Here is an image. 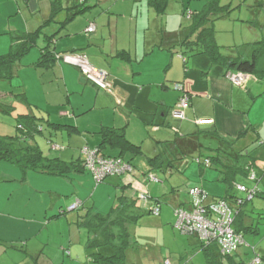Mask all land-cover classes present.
<instances>
[{
	"label": "crops",
	"instance_id": "0c3cea01",
	"mask_svg": "<svg viewBox=\"0 0 264 264\" xmlns=\"http://www.w3.org/2000/svg\"><path fill=\"white\" fill-rule=\"evenodd\" d=\"M83 4L87 10L75 14L82 5L79 0H0V57L17 48L23 35H38L29 51L13 63L12 78L0 77L13 87L16 83L18 92L21 90L17 100L27 106L18 109L27 114L23 115L27 121L40 127L27 142L45 157L73 165L64 176L47 175L32 170L23 173L0 160V264H95L83 225L87 210L106 216L119 206L121 198L136 201L134 195L143 190L151 198L149 212L160 207L161 220L168 224L164 204L176 202L174 209H188L191 202L185 199L184 203L181 195L173 201L172 193L183 186L179 179L174 180L175 171L183 170L186 156L219 149L205 145L202 138L235 143L241 151L255 144L256 165L264 168V102L262 112H255L258 98L264 96V76L246 74L244 86H235L225 67L205 54L190 52L197 46L185 43L197 39L199 31L194 25L199 14L210 7L215 12L220 7L227 9L222 0H85ZM214 19L224 21L225 15ZM215 21L218 33L222 29ZM90 26L95 27L93 33L87 32ZM44 49L52 56L85 54L95 68L108 72L112 91L99 89L78 68L53 57L40 64ZM262 61L264 56L258 67L264 72ZM176 83L183 84L190 95L184 119L173 114L181 97L174 89ZM4 89L0 84L1 97ZM109 129L123 134L128 143L106 145V151L123 155L134 171L112 176L100 186L81 166V150L100 147L104 131ZM249 160L239 164L246 167ZM200 170L203 180L215 179L211 172ZM148 173H156L160 181L161 176H172L169 185L175 186L149 185L144 178ZM220 181L224 183L221 173ZM261 182L258 198L264 199V177ZM196 187L207 190L203 191L209 200L223 197L220 187L214 189L204 181ZM99 190L105 191L101 201ZM227 192L228 187L224 196ZM77 200L82 201V208L61 214ZM246 219L245 214L244 222ZM248 227H252L251 234L264 232L258 226ZM201 246L200 241L190 239L185 245L189 252L183 258H167L160 264H184L196 249L205 256L199 264H207ZM253 246H243L249 250L240 249L223 264L248 263ZM255 250L264 258V249L255 246Z\"/></svg>",
	"mask_w": 264,
	"mask_h": 264
},
{
	"label": "rangeland",
	"instance_id": "374dc122",
	"mask_svg": "<svg viewBox=\"0 0 264 264\" xmlns=\"http://www.w3.org/2000/svg\"><path fill=\"white\" fill-rule=\"evenodd\" d=\"M222 5H227L228 7L227 11L225 12V20L215 21V24L217 22V26L222 29V31L215 33L217 41L216 43L220 47L219 51L222 55L231 59L237 57L239 54L241 55V59H249L253 48L252 44L254 45L256 42L264 39V0H222ZM40 45L45 44L43 41H41ZM263 64L264 62L262 61L261 65ZM0 84L5 87L2 94L3 96H0V136H16L17 134L21 133L19 126L20 121L27 118V116H23L27 114L21 113L18 109L19 107H22L24 105L21 101L17 100L19 98V96L17 95L18 93L21 94V90L18 92V89L15 85L16 83H13V87L10 82L0 80ZM0 92H2V90H0ZM262 97L258 98V103L256 104L255 108V112L258 110V114L263 110L262 107L264 101H262ZM201 141L205 145L213 144V149H215L217 146L219 147V149H221V147L223 146L222 150L228 151L231 148L228 143L225 145V143L223 144L219 142L206 141L204 138H202ZM233 149H236V147L233 146ZM256 149L257 148L255 144H252L248 146L247 151L253 157H257L258 152L256 151ZM214 154L215 153H210L206 150L204 152L202 150L200 152L186 156V163L182 165L183 170L180 172L175 171L173 175L174 180L179 179L183 185L182 188H180L177 192L172 193L171 196L173 198V201H175V196L179 197L180 195L184 203L186 202L185 199H190L189 201H191L192 196L190 194V191L196 183H200L201 181H204L207 185L210 184V186L214 189H218L220 187L222 189V192L220 193L223 196L225 195L227 186L225 183H222L220 181V171L216 169L215 166L213 168H210L206 167L204 164L200 165L197 163V159L205 160L208 156ZM241 163H243V159ZM200 168H204L206 169V171L214 174L215 179L207 178L203 180V177L200 175ZM185 172L187 173V180H185V178L183 177ZM150 174L151 173H148L144 176L147 184L149 185L153 184L156 188H163L164 186H175L173 184L169 185L172 176H168L167 178L161 176L163 178L162 183V181H160L159 179V181L151 180L149 178ZM154 174L156 175V173ZM111 178L112 177L107 178L105 180L106 182L104 181L99 185L101 186L103 183H107V180ZM184 182H189L192 186H185ZM237 184L243 185L247 189L251 190L255 187V183L250 178L242 176L237 177L235 186L231 191V194L244 199L248 197V193L240 191L236 186ZM258 186L260 190H263L262 183ZM198 187L201 186L198 185ZM204 191L206 192L207 190ZM104 192V190H99L98 195L100 201L103 198ZM142 196H146V198ZM134 198L136 200V207L138 208V211L142 212L143 214L138 218L136 222L132 223L129 226L131 244L126 250L125 254V260L128 264H160L167 258H174L175 260L179 261L184 257V255H186V253L189 252L185 251V245H187L190 239H195L198 242L200 241L195 236L183 234L176 227L177 217L174 209V205H176V202H171V204H164L165 215L163 216L165 217L166 222H168V224L164 225V222H162L161 220L162 213L155 214L154 212H149L151 211L152 203L150 200L151 198L150 196H148L147 192L143 190L135 194ZM253 199L254 200H249L244 206V211L247 216L244 224L246 226H258L260 231H262L264 230V199L258 197H254ZM156 208L160 207L156 206L152 209V211ZM169 218H173L172 222H169ZM241 232L245 237L246 245H255L259 250L260 248L264 249V232L261 235L251 234L249 232L246 233L243 230ZM54 240H57V238ZM255 246H253L254 249ZM242 248H245L244 250H249L246 249L247 247ZM254 249V252L252 253L253 256L249 259L250 261L256 257L257 252ZM187 260H189L190 262L188 261L189 263H186ZM203 260H205L204 253L200 251V249H196L195 252L191 251L186 260L184 259V264H199L202 263Z\"/></svg>",
	"mask_w": 264,
	"mask_h": 264
},
{
	"label": "trees",
	"instance_id": "16d2710c",
	"mask_svg": "<svg viewBox=\"0 0 264 264\" xmlns=\"http://www.w3.org/2000/svg\"><path fill=\"white\" fill-rule=\"evenodd\" d=\"M80 1V0H79ZM85 0L80 1L81 6H78L75 14L83 13L88 7L83 4ZM220 10V11H219ZM219 12H215L214 7H210L206 12L199 14L198 20L194 25V30L199 31L197 39L192 42L185 41L186 44H194L197 48H190V52H196V54H205L214 64L221 65L225 67L229 72H239L248 75L264 76V72L259 71V62L264 56V39L256 42L253 45L251 56L249 59L241 58H229L222 55L219 51V45L216 41V31L214 29L215 15L224 16L227 9L220 7ZM37 34V33H36ZM36 34H25L21 37V44L17 48L13 49L11 53L6 56L0 57V77L11 79V68L15 61L20 59L26 52L29 51L30 47L36 42L38 35ZM192 50V51H191ZM43 55L41 58V63L46 62L44 59H55L51 52L48 50H43ZM30 119V118H28ZM23 121V122H22ZM19 126L23 136H0V160H4L7 163L15 165L23 173L28 171H36L37 173L47 174V175H65L71 169L73 165L62 161L57 158L45 157L39 148L29 145L27 142V137L38 133L40 127L37 124H31L30 120L22 119ZM126 141L123 134L114 130H105L104 139L98 149L104 158H123L126 162L131 163L130 160L125 159L123 155H113L106 151L109 145L110 148L115 146L116 143ZM127 142V141H126ZM128 143V142H127ZM231 148L228 151H221V149H216L214 155H210L207 159L210 160V165H216V169L220 171L223 177V182L226 183L228 187V192L226 196L216 197L217 199H227L234 200L235 195L231 194L233 190L236 179L239 176L249 178L252 172H255L256 179L254 180L255 185H257V194L255 196L259 197L262 190L259 189V184H261L264 177V168H259L256 165V159L250 157V153L246 150H236L233 149L235 143L228 144ZM249 160L248 166L240 165L242 159ZM155 161V160H154ZM86 169L84 165V159L81 165ZM258 170V172L256 171ZM92 174V173H91ZM93 176V175H92ZM99 185V184H98ZM240 198V197H237ZM244 201V205L241 211L236 217L235 228L239 232L242 230L248 233L252 227H248L244 224L245 212L243 210L244 206L247 204V198H240ZM254 200V199H252ZM78 201V200H77ZM81 201V200H79ZM82 203V201H81ZM83 203L80 208H82ZM69 208V207H68ZM68 208L61 211V214H65ZM78 210V209H76ZM75 211V210H74ZM88 211V218L83 222L89 233V249L93 250L91 259L95 264H128L125 260L126 250L131 244L129 235V226L136 222L140 216H142L138 208L136 207V201H129L126 198H121L119 206L115 208L110 214L106 216L91 214ZM72 212V211H69ZM202 250L205 252L207 258V264H223L224 260L233 258V256L243 247L233 255L224 257L221 255L218 245H204L201 243ZM110 252V253H109ZM262 261L264 258H262Z\"/></svg>",
	"mask_w": 264,
	"mask_h": 264
},
{
	"label": "built area",
	"instance_id": "2783aa9c",
	"mask_svg": "<svg viewBox=\"0 0 264 264\" xmlns=\"http://www.w3.org/2000/svg\"><path fill=\"white\" fill-rule=\"evenodd\" d=\"M94 31V26H90L87 30L89 33H93ZM55 59L78 68L83 77L99 89L108 92L112 91L108 81V72L95 68L85 54H57ZM227 77L235 86H244L246 74L229 72ZM174 89L181 92V97L173 114L176 118L184 119V109L189 106L190 95L185 91L183 84H174ZM81 151L84 165L86 169L92 173L93 179L97 185L104 182L109 177L121 176L134 171L132 164L126 162L123 158H104L98 148L85 146ZM197 163L200 165L204 164L208 167L210 165V160L197 159ZM149 178L153 181H159L154 173H151ZM249 178L254 182L256 179L255 172H252ZM236 186L240 191L248 193V201L252 200L257 194V185H255L252 190L240 184ZM190 194L192 196L190 208L186 209L181 207L175 209L177 217L176 227L179 231L183 234L197 237L204 245H218L220 253L224 257L235 254L240 247L246 245L243 233L235 228L236 217L244 205L242 199L236 197L232 201L227 199L209 200L207 194L198 187L191 189ZM142 197L146 198V196ZM81 205V201L78 200L68 208V211L79 209ZM152 212L159 214L160 210L156 208ZM166 263L169 264V262ZM261 263V256L256 254L253 260L245 264Z\"/></svg>",
	"mask_w": 264,
	"mask_h": 264
}]
</instances>
